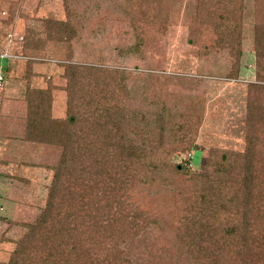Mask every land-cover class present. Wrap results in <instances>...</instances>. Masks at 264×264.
I'll return each mask as SVG.
<instances>
[{
  "label": "rangeland",
  "instance_id": "obj_1",
  "mask_svg": "<svg viewBox=\"0 0 264 264\" xmlns=\"http://www.w3.org/2000/svg\"><path fill=\"white\" fill-rule=\"evenodd\" d=\"M213 1L220 6L214 18L199 14V0H0V62L17 57L13 53L37 57L21 62L19 73L16 62L7 66L12 80L0 84V101L17 84L26 102L27 75L30 82L35 73L39 78L32 86L54 85L51 116L62 117V63L67 56L75 63L117 70L106 83L98 78L97 96L107 89L116 94L124 111L106 114L120 117L116 132L126 131L125 146L132 142L144 148L126 200L152 218L136 235L145 241L147 237L148 248L147 243L141 247L149 251L147 260H192L180 236L195 189L190 174L212 172L220 149L242 150L248 126L264 118V0ZM50 19L66 23L65 38L48 36L45 23ZM32 62L38 63V72ZM120 76L122 86H117ZM188 118L199 122L184 136L178 124ZM37 143L43 147L39 154L46 157V169L39 174L42 200L16 228L0 222V263L9 260L26 231L24 224L33 222L44 206L59 160L61 146ZM174 165L185 168L176 171ZM234 210L222 212L224 222L233 220ZM53 222L58 224L57 219Z\"/></svg>",
  "mask_w": 264,
  "mask_h": 264
},
{
  "label": "trees",
  "instance_id": "obj_2",
  "mask_svg": "<svg viewBox=\"0 0 264 264\" xmlns=\"http://www.w3.org/2000/svg\"><path fill=\"white\" fill-rule=\"evenodd\" d=\"M218 8L213 0L198 2L200 15L214 18ZM46 22L50 38L68 34L64 21ZM23 55L28 62L37 59ZM62 66L64 116H51V82L45 89L27 84L24 138L55 143L61 153L44 206L33 222L24 224L26 231L16 240L9 260L0 264H167L147 260L149 251L141 249L146 243L148 248L147 237L145 241L136 235L151 216L126 200L144 148L132 142L125 146L126 131L116 132L120 117L106 114L123 110L116 94L107 89L97 96L98 78L106 83L117 70L75 63L68 56ZM120 77L117 86H122ZM198 122L188 118L178 125L190 130L183 131L190 136ZM255 124L248 126L242 150L220 149L212 172L190 174L195 189L180 234L192 258L188 264H264V118ZM182 168L174 165L176 171ZM233 207V220L224 222L222 212Z\"/></svg>",
  "mask_w": 264,
  "mask_h": 264
},
{
  "label": "crops",
  "instance_id": "obj_3",
  "mask_svg": "<svg viewBox=\"0 0 264 264\" xmlns=\"http://www.w3.org/2000/svg\"><path fill=\"white\" fill-rule=\"evenodd\" d=\"M13 54L17 57H5L0 62V74L3 76L0 84L4 85L8 77L10 78L8 81L12 80V74L8 76L10 72L8 65L16 62L14 66L19 73V70H22L18 69L22 65L21 62L27 61L28 57L22 53V55ZM37 64L32 62L36 72H38ZM38 78L37 74L32 73L27 84L37 88L32 86V82ZM20 80L19 84H21ZM23 81L26 89L27 84L25 86V80ZM10 86L7 88V96L0 101V222L15 226L17 222L24 220L22 216H26L29 212L33 214V210L37 209L34 203L42 200L41 189L44 186L40 185L39 174L46 169L42 165L46 157L39 154L40 149L43 148L39 143L24 138L27 105L21 94L22 89L17 84Z\"/></svg>",
  "mask_w": 264,
  "mask_h": 264
},
{
  "label": "built area",
  "instance_id": "obj_4",
  "mask_svg": "<svg viewBox=\"0 0 264 264\" xmlns=\"http://www.w3.org/2000/svg\"><path fill=\"white\" fill-rule=\"evenodd\" d=\"M0 79H1V77H0Z\"/></svg>",
  "mask_w": 264,
  "mask_h": 264
}]
</instances>
